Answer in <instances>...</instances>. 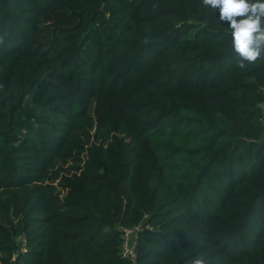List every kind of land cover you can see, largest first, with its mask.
Masks as SVG:
<instances>
[{"label":"trees","instance_id":"16d2710c","mask_svg":"<svg viewBox=\"0 0 264 264\" xmlns=\"http://www.w3.org/2000/svg\"><path fill=\"white\" fill-rule=\"evenodd\" d=\"M239 19V18H237ZM201 0H0V264H264V59Z\"/></svg>","mask_w":264,"mask_h":264},{"label":"clouds","instance_id":"9594fccd","mask_svg":"<svg viewBox=\"0 0 264 264\" xmlns=\"http://www.w3.org/2000/svg\"><path fill=\"white\" fill-rule=\"evenodd\" d=\"M201 4L218 14L219 21L227 25L239 67L264 59V0H201ZM191 264H206V261L198 256Z\"/></svg>","mask_w":264,"mask_h":264},{"label":"built area","instance_id":"2783aa9c","mask_svg":"<svg viewBox=\"0 0 264 264\" xmlns=\"http://www.w3.org/2000/svg\"><path fill=\"white\" fill-rule=\"evenodd\" d=\"M140 230L139 227L134 229L122 228V243L120 256L129 261L131 264H136V259L138 257L137 251V234Z\"/></svg>","mask_w":264,"mask_h":264},{"label":"water","instance_id":"95a60500","mask_svg":"<svg viewBox=\"0 0 264 264\" xmlns=\"http://www.w3.org/2000/svg\"><path fill=\"white\" fill-rule=\"evenodd\" d=\"M260 143H261V144L264 143V134H263V136H262V140H261Z\"/></svg>","mask_w":264,"mask_h":264},{"label":"rangeland","instance_id":"374dc122","mask_svg":"<svg viewBox=\"0 0 264 264\" xmlns=\"http://www.w3.org/2000/svg\"><path fill=\"white\" fill-rule=\"evenodd\" d=\"M263 113H264V107H263Z\"/></svg>","mask_w":264,"mask_h":264}]
</instances>
